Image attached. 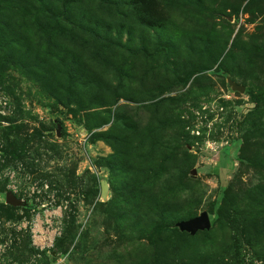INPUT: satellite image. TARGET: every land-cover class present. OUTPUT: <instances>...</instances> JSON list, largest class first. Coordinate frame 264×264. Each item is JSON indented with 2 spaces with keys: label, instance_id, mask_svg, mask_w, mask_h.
<instances>
[{
  "label": "rangeland",
  "instance_id": "374dc122",
  "mask_svg": "<svg viewBox=\"0 0 264 264\" xmlns=\"http://www.w3.org/2000/svg\"><path fill=\"white\" fill-rule=\"evenodd\" d=\"M8 168L5 264H264V0H0Z\"/></svg>",
  "mask_w": 264,
  "mask_h": 264
},
{
  "label": "built area",
  "instance_id": "2783aa9c",
  "mask_svg": "<svg viewBox=\"0 0 264 264\" xmlns=\"http://www.w3.org/2000/svg\"><path fill=\"white\" fill-rule=\"evenodd\" d=\"M0 174V180L4 177L7 180V193L16 194L19 188V182L16 175L15 169H6ZM47 189V185H44ZM43 190L42 187H32L29 191V196L34 195L35 192L39 193ZM32 214L36 213L34 208H30ZM14 233H29L31 238V247L38 254L41 252H49L53 246V239L56 236V231L52 230L50 223V214L47 211L43 212V220L40 221L39 214L37 213L34 217L31 216L29 220L22 218L17 223V226L12 225ZM12 233L5 231L0 235V264H5L3 255L10 248L13 243Z\"/></svg>",
  "mask_w": 264,
  "mask_h": 264
},
{
  "label": "water",
  "instance_id": "95a60500",
  "mask_svg": "<svg viewBox=\"0 0 264 264\" xmlns=\"http://www.w3.org/2000/svg\"><path fill=\"white\" fill-rule=\"evenodd\" d=\"M106 184L103 182L101 185V195L105 196ZM6 203L16 205L19 203L11 194H6ZM210 219L207 212H202L199 216L191 218L189 220H183L176 224L181 232H186L191 236H194L199 231H205L210 229Z\"/></svg>",
  "mask_w": 264,
  "mask_h": 264
}]
</instances>
